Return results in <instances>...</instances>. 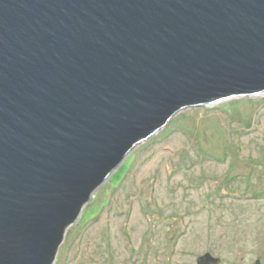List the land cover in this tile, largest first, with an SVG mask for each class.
Returning <instances> with one entry per match:
<instances>
[{
    "label": "water",
    "instance_id": "water-1",
    "mask_svg": "<svg viewBox=\"0 0 264 264\" xmlns=\"http://www.w3.org/2000/svg\"><path fill=\"white\" fill-rule=\"evenodd\" d=\"M262 93L264 0H0V264H52L181 110Z\"/></svg>",
    "mask_w": 264,
    "mask_h": 264
},
{
    "label": "rangeland",
    "instance_id": "rangeland-1",
    "mask_svg": "<svg viewBox=\"0 0 264 264\" xmlns=\"http://www.w3.org/2000/svg\"><path fill=\"white\" fill-rule=\"evenodd\" d=\"M205 251L264 264V93L181 110L136 145L52 264H196Z\"/></svg>",
    "mask_w": 264,
    "mask_h": 264
},
{
    "label": "flooded vegetation",
    "instance_id": "flooded-vegetation-1",
    "mask_svg": "<svg viewBox=\"0 0 264 264\" xmlns=\"http://www.w3.org/2000/svg\"><path fill=\"white\" fill-rule=\"evenodd\" d=\"M170 235H171V233H170ZM206 252L211 253L210 251H205L204 253H206ZM204 253H203V254H204ZM201 255H202V254H201ZM212 255H213V254H212ZM199 256H200V255H199ZM214 256L220 257V256H218V255H214ZM197 257H198V256H197ZM197 257H196V259H197ZM220 258H221V257H220ZM221 262H222V258H221ZM221 262H220V263H221ZM220 263H219V264H220ZM196 264H197V263H196Z\"/></svg>",
    "mask_w": 264,
    "mask_h": 264
}]
</instances>
